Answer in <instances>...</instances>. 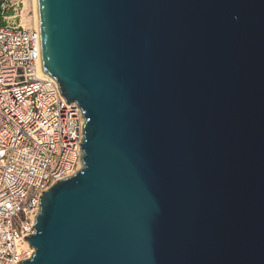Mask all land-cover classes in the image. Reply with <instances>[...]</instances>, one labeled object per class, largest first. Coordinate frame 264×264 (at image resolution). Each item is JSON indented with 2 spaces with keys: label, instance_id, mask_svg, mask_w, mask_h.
Returning <instances> with one entry per match:
<instances>
[{
  "label": "water",
  "instance_id": "obj_1",
  "mask_svg": "<svg viewBox=\"0 0 264 264\" xmlns=\"http://www.w3.org/2000/svg\"><path fill=\"white\" fill-rule=\"evenodd\" d=\"M86 120L19 264H264V0H37Z\"/></svg>",
  "mask_w": 264,
  "mask_h": 264
},
{
  "label": "built area",
  "instance_id": "obj_2",
  "mask_svg": "<svg viewBox=\"0 0 264 264\" xmlns=\"http://www.w3.org/2000/svg\"><path fill=\"white\" fill-rule=\"evenodd\" d=\"M21 4L0 0V264L32 259L25 238L43 192L76 175L84 156L83 110L43 73L39 30L8 22Z\"/></svg>",
  "mask_w": 264,
  "mask_h": 264
},
{
  "label": "rangeland",
  "instance_id": "obj_3",
  "mask_svg": "<svg viewBox=\"0 0 264 264\" xmlns=\"http://www.w3.org/2000/svg\"><path fill=\"white\" fill-rule=\"evenodd\" d=\"M22 4L20 5L19 12L17 17L9 18L8 22L11 24H25L26 29H36L37 28V11H36V3L34 0H21ZM25 10V11H24ZM24 14V17H23ZM22 15V16H21ZM36 15V16H35ZM8 16H12V12L8 14ZM16 15H13V17ZM23 17V18H22ZM36 18V19H35ZM24 21V22H23ZM1 24H4V21H0Z\"/></svg>",
  "mask_w": 264,
  "mask_h": 264
},
{
  "label": "bare ground",
  "instance_id": "obj_4",
  "mask_svg": "<svg viewBox=\"0 0 264 264\" xmlns=\"http://www.w3.org/2000/svg\"><path fill=\"white\" fill-rule=\"evenodd\" d=\"M34 1H35V3H36V5H35V6H36V11H37V0H34ZM24 11H25V10H24ZM36 13H37V12H36ZM21 16H22V15H21ZM35 16H36V15H35ZM23 17H24V14H23ZM23 17H22V18H23ZM36 18H37V21H38V14H37ZM36 18H35V19H36ZM23 22H24V21H23ZM37 24H38V22H37ZM22 26H23V27H26V25H25V24H22ZM36 29H38V30H39V27H38V25H37V28H36Z\"/></svg>",
  "mask_w": 264,
  "mask_h": 264
}]
</instances>
